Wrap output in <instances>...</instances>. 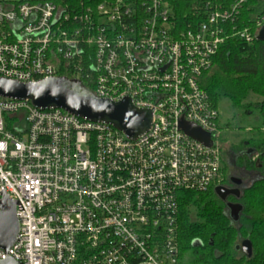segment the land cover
Wrapping results in <instances>:
<instances>
[{"label":"built area","instance_id":"1","mask_svg":"<svg viewBox=\"0 0 264 264\" xmlns=\"http://www.w3.org/2000/svg\"><path fill=\"white\" fill-rule=\"evenodd\" d=\"M195 1L184 14L195 21L179 20L175 0L76 9L0 1V79L78 80L99 98L152 112L150 129L131 139L62 109L0 97V200L5 193L18 203L19 220L0 261L182 264L181 194L222 182L219 112L202 76L229 38L251 43L259 33L235 25L247 0ZM182 123L209 134L212 146Z\"/></svg>","mask_w":264,"mask_h":264},{"label":"trees","instance_id":"2","mask_svg":"<svg viewBox=\"0 0 264 264\" xmlns=\"http://www.w3.org/2000/svg\"><path fill=\"white\" fill-rule=\"evenodd\" d=\"M101 1L55 0L69 9ZM174 3L180 21H195L189 14L184 17L195 6V0H175ZM262 17L264 0H247L235 25L238 29L249 28L257 34L260 29L258 21ZM201 85L219 112L220 131L225 127L234 130L230 122L223 124L220 112L223 100H228L231 108L240 114L257 117L260 123L250 130V138L229 150L238 154L234 157L233 172L236 167L237 170L243 169L249 182L241 190L239 199H231L243 207L238 222L232 221L225 202L217 197L213 187L206 192L181 194L178 217L181 263L264 264V42L254 39L247 43L239 37L229 38L215 56L212 68L202 76ZM84 86L94 90L90 83L84 82ZM251 97L261 100L252 102ZM248 149L255 153L249 156ZM229 175L226 154L223 153L221 183ZM245 240L252 244L251 258L236 249Z\"/></svg>","mask_w":264,"mask_h":264},{"label":"water","instance_id":"3","mask_svg":"<svg viewBox=\"0 0 264 264\" xmlns=\"http://www.w3.org/2000/svg\"><path fill=\"white\" fill-rule=\"evenodd\" d=\"M264 42V25L256 38ZM0 97L31 101L33 106L40 110L62 109L72 115L94 122L104 123L115 127L127 137L136 139L145 134L152 124V112L135 107L130 99L113 102L102 99L87 89L81 81L68 78H51L35 83H18L0 79ZM183 130L191 137L211 147L212 140L209 134L199 128L182 123ZM248 144V143H246ZM248 155L255 152L248 150ZM235 189L217 186L214 191L217 197L225 202L230 196H241L242 181L233 180ZM18 203L5 193L0 200V248L8 252L17 242L19 234V220L17 217ZM230 218L238 222L243 210L240 204H228ZM236 249L241 250L248 258L252 257L253 248L249 240L242 242ZM0 264H21L13 259L0 261Z\"/></svg>","mask_w":264,"mask_h":264},{"label":"rangeland","instance_id":"4","mask_svg":"<svg viewBox=\"0 0 264 264\" xmlns=\"http://www.w3.org/2000/svg\"><path fill=\"white\" fill-rule=\"evenodd\" d=\"M0 1H17V2H22V1H44V0H0ZM250 100L252 102H258L261 99L256 98V97H251ZM221 117L223 118V124H226L227 122H230L234 130H230L229 128L225 127L223 131H221V149H222V154H226V160L229 166V173L230 175L233 172V162H234V157H231L229 154V150L232 146L239 145L242 140H245L247 138H250V130L257 125H259V120L255 116H244L240 114L237 110H234L230 106V102L228 100H223L221 103ZM241 129V130H240ZM264 131V129H263ZM233 177L235 179L242 180V176L239 173H234ZM243 188L249 185V182L243 180ZM243 188H240L241 190Z\"/></svg>","mask_w":264,"mask_h":264},{"label":"flooded vegetation","instance_id":"5","mask_svg":"<svg viewBox=\"0 0 264 264\" xmlns=\"http://www.w3.org/2000/svg\"><path fill=\"white\" fill-rule=\"evenodd\" d=\"M249 150V149H248ZM229 154L231 155V157H238V154L237 155H235L233 152H231V151H229ZM240 155V154H239ZM250 156V155H249ZM234 163V162H233ZM235 164V163H234ZM235 166V165H234ZM236 167V166H235ZM238 168L236 167L235 169H234V172L231 174V175H229L228 176V178L226 179V181L225 182H223V183H221L219 186H223V187H225V188H227V189H235L237 186L234 184V182H233V180L235 179L234 177H233V174L234 173H239V174H241V176L243 177L242 178V185L239 187V188H243L242 186H243V184H244V181L243 180H245V181H247L246 180V175H245V171L242 169H239V170H237ZM240 191H241V189H240ZM231 199H239V198H237V197H235V196H230L226 201H225V204H226V206L228 205V204H238L237 202H234V201H231ZM227 209H228V207H227ZM228 212H229V214H230V210L228 209Z\"/></svg>","mask_w":264,"mask_h":264},{"label":"bare ground","instance_id":"6","mask_svg":"<svg viewBox=\"0 0 264 264\" xmlns=\"http://www.w3.org/2000/svg\"><path fill=\"white\" fill-rule=\"evenodd\" d=\"M183 195V194H182Z\"/></svg>","mask_w":264,"mask_h":264}]
</instances>
